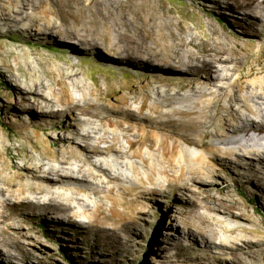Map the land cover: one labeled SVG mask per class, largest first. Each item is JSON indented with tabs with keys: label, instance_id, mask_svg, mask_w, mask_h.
Returning <instances> with one entry per match:
<instances>
[{
	"label": "bare ground",
	"instance_id": "bare-ground-1",
	"mask_svg": "<svg viewBox=\"0 0 264 264\" xmlns=\"http://www.w3.org/2000/svg\"><path fill=\"white\" fill-rule=\"evenodd\" d=\"M35 1L26 0L25 5L17 9L3 11L0 25L6 29L0 34L9 36L16 30L23 22L28 6H36ZM202 3L219 16L221 12H228L220 11L216 2L202 0ZM124 5L120 3L119 7L123 10ZM140 5L144 14L138 16L134 11L131 18L126 17V12L121 14L120 9H111L110 5L106 12L89 10V14L79 15L68 11V14L81 24L84 39L91 36V40L96 42L100 39L101 42V38L110 39V35L116 33L129 42L131 45L123 50L126 54L119 55L114 49L115 45L109 40L102 52L109 57H116L122 65L109 61L108 66L111 70L123 73L130 71L139 77L150 76V80L155 75L159 76L160 81L164 80L171 85L166 86L163 94L159 91L153 94L143 84L134 88L129 95L122 94L117 97V102H110L107 96L99 95V88L94 82L90 84L86 81L88 77L82 66L85 61L82 56L74 48H64L62 44L54 42L45 27L34 25L32 30L38 33L44 30L43 35L38 36L35 42L22 43L27 46V49L20 51L27 56L31 76H35L36 67L41 65L42 59H46L48 65L42 66L41 76L50 75L53 83L48 84L39 76L28 88L16 84V89H24L52 101L57 108L50 110L46 106L41 111L50 110L60 120H68V123L62 128L64 135L58 137L55 147L43 130H34L31 133L35 138L34 142L41 143L42 153L48 154L56 165L46 167L41 164L31 167L24 164L18 166L20 171L16 172L15 180L8 175L0 178V194L4 196L0 200V224L6 225V228L0 227V247L10 248L14 239L15 227L10 222L11 212L7 211L9 205L15 204L14 197H22L17 202L29 211L52 213L66 221L71 216L76 219H81L82 216L85 218L83 222L86 228H101L102 223L110 220L116 222L128 215V211L135 209L133 204L140 209L148 206L146 195L150 193L167 195L178 188L190 189L195 183L214 184L220 178L221 172L229 167L239 169L242 174H264V142L248 143L245 147L249 149L248 154L236 153L232 148L226 147L241 142L242 137H233L237 134L248 137V140L252 139L251 133L258 137L264 135V76L254 80L242 79L239 72L246 60L236 56V48L223 46L221 39L233 38V33L215 24L211 15L194 10L198 19L196 25L198 26L201 17H205L204 23L209 26L210 34L215 35L210 46L206 47V34L193 30L188 20L171 15V7L165 1L143 0ZM242 5L249 6L255 18L264 16V0H246ZM116 34H112L114 38L118 37ZM30 38L34 40L36 37L30 35ZM198 40L202 44V53L207 55L202 59L193 51ZM62 41L67 43L69 38ZM29 44L36 47L42 45L51 52V56L40 51L31 52ZM88 45L84 43L79 48L93 50L90 56L99 57L95 44L91 48ZM235 47L241 48L240 43L236 42ZM15 48L19 50L17 46ZM32 54L36 56L32 57ZM262 56L259 54L257 60ZM69 68L71 72L66 74ZM79 74H83V77H79ZM182 79L185 82L181 83ZM67 81L80 90V97L69 92ZM231 87H237V102H244L246 112L242 113L237 109L235 117L220 121L219 130H213L217 120V106L225 96L226 89ZM241 92H246V95L242 96ZM18 121L20 132L27 129L29 123L43 125V119L33 112H27ZM227 125L231 127L228 130L225 129ZM209 137L219 139L218 143L209 145L206 141ZM180 141L197 148H206L209 155H198L192 159L194 163L189 164L181 154L183 146ZM109 154H114L118 160L135 158L128 164L132 172V177L128 178L133 185L124 186L119 183L123 180L122 172L119 167H113L114 165L105 161ZM96 156L103 157V160L95 162ZM28 179L34 180L29 188L31 193L47 195L46 201L24 195L26 190L23 180ZM65 190H70L71 195L62 197ZM115 192L120 195L119 198L114 195ZM81 193L85 197L79 196ZM89 193L104 194V198L110 199V214L99 217L103 206H92L87 201ZM126 195L132 197L128 200ZM219 202L223 206V212L235 216L233 209L237 202ZM119 204L124 206L122 211L117 208ZM78 206L83 208L81 212L78 209L75 211ZM236 216L242 215L239 213ZM187 227L190 238L187 241L190 246L199 249L194 240L196 233L202 235L208 243L213 242L208 236L212 232L208 234L202 228L189 224ZM7 229L13 230L12 233H7ZM75 229L79 230L77 227ZM164 237L168 247L178 250L187 247L180 234ZM232 242L233 249L243 250L244 246L237 240ZM243 243L247 242L244 240ZM7 251L9 255V249ZM0 258L6 259L5 252L0 251ZM202 258L205 259V256ZM181 259L185 260L182 256Z\"/></svg>",
	"mask_w": 264,
	"mask_h": 264
},
{
	"label": "rangeland",
	"instance_id": "rangeland-1",
	"mask_svg": "<svg viewBox=\"0 0 264 264\" xmlns=\"http://www.w3.org/2000/svg\"><path fill=\"white\" fill-rule=\"evenodd\" d=\"M142 1L36 0V6L32 8L28 6L25 10V18L16 30L9 36L0 34V178L8 175L15 180L16 172L20 171L18 166L24 164L31 167L41 164L46 167L56 165L57 163L51 160L48 154L42 153L41 143L34 142L35 138L31 133L34 130H43L49 142L55 147L58 137L64 135L62 128L68 123V120H60L54 112H49L58 107L52 101L35 96L24 89H16V84L28 88V85L34 83L35 78L39 76L46 83H53L50 75L41 76L42 66L48 65L46 59H42L41 65L34 71L35 76H31L27 56L20 51V49H27L23 42H35L38 36L43 35L44 30H41V33L32 30L34 25L45 27L44 29L49 31V36L54 42L62 44L64 48L72 47L80 57L82 56V60H85L82 66L88 77L86 81L90 84L94 82L99 88V95L107 96L110 102H117V97L122 94L129 95L134 88L143 84H146V88L153 94L156 91L163 94L166 86L171 87L169 82L160 81L159 76L156 75L150 80V76L144 78L130 71L123 73L111 70L108 66L109 61L116 64L119 62L116 57H109L102 52L104 46L111 40L115 45L116 53L120 55L126 54L123 50L131 44L116 33L112 34L118 37L114 38L111 34L110 39L101 38V42L100 39L96 42L91 40V36L84 39L81 24L68 14V11L79 13V15H87L89 10L106 12L110 5L111 9L117 8V11L120 9L121 14L126 12V17L131 18L134 11L138 16L144 14L140 5ZM163 1L171 7V15L188 20L193 30L206 34V40L204 39L206 47L210 46L212 37L215 35L210 34L209 26L204 23L205 17H201L198 26L196 25L198 19L194 10H200L201 13L214 17L215 24L234 35L230 39L221 38L223 46L236 48V56L246 60L239 72L242 79L254 80L256 77L261 79L264 76L262 74L264 71V16L255 18L252 9L242 5V2L246 0H207L219 4L220 11L230 12H221L220 16L204 5L202 0ZM258 1L262 2V0ZM25 2L26 0H0V21L3 11L17 9L25 5ZM120 3L125 4L123 10L119 7ZM0 29L2 33L6 27L0 25ZM30 35L36 38L31 40ZM66 37L69 38L67 43L62 41ZM236 42L240 43L241 48L235 47ZM84 43L89 44V48L94 43L99 57L90 56L93 50L79 48ZM197 43L193 51L202 59L207 55L202 53V44H199V40ZM29 50L40 51L44 55L51 56V52L42 45L36 47L32 44ZM259 54L263 56L257 60ZM34 56L36 54H32V57ZM28 59L31 61V58ZM70 72L71 68L66 70V74ZM79 77L82 78L83 74H79ZM183 82L185 81L182 79L181 83ZM67 88L76 97L82 95L80 90L69 81H67ZM236 88H227L225 96L220 99L213 130H219L220 121L224 122L235 117L237 109H240L242 113L246 112L243 107L244 102H237ZM241 94L245 96L246 92ZM46 106H49L50 110L42 112L41 110ZM27 112H33L42 118L43 125L29 123L27 129L20 132L18 120ZM230 128L227 125L225 129ZM233 137H242L240 143L226 146L236 153H247L249 149L245 147L248 143L264 142L262 138L264 135H260L259 139L254 133H251V140H248V137L244 138L241 134ZM218 140L215 137L206 139L209 145L217 144ZM122 142L127 146L125 140L122 139ZM180 142L183 146L181 154L189 161V164H193L192 159L198 155H209L206 148H197L183 141ZM101 160H103L101 156L94 157L95 162L99 163ZM134 160L135 158L118 160L114 154H109L105 159L114 165L113 167L120 168L123 180L119 183L124 186L133 185L128 178L132 177L128 164ZM252 174H242L239 169L229 167L221 172L220 178L214 184L195 183L190 189L178 188L167 195L147 194L148 206L140 209L138 205L133 204L132 207L135 209L128 211V215L116 222L110 220L102 223L101 228H86L83 222L85 218L82 216L81 219L71 216L66 221L52 213L29 211L17 202V200L20 202L22 197H14L15 204L7 207V211L11 212L10 222L14 223L15 227L14 239L10 248L0 247V251L6 254V259L0 258V264H264V174L255 172ZM186 176H189L187 170ZM23 182L25 196L40 201L48 199L47 195L31 193L29 188L34 183L33 179L23 180ZM115 194L118 198L120 197L118 193L115 192ZM70 195L71 191L65 190L62 197ZM79 196L85 197V194L81 193ZM131 197L126 195L128 200ZM3 198L4 196L0 194V200ZM222 200L237 202L236 208L233 209L235 216H229L223 212V206L219 202ZM87 201L92 206L99 204L103 206L99 211V217L110 214L109 208L112 203L110 199L104 198V194L89 193ZM117 208L122 211L124 206L119 204ZM76 209L81 212L83 208L78 206L75 211ZM239 213L242 216H236ZM187 224L202 228L208 234L212 232L208 236L213 242L208 243L202 235L196 233L194 240L199 245V249L190 246L187 241L190 239ZM3 226L6 228L5 224H0V227ZM76 227L79 230L75 229ZM12 231L7 229V233ZM174 233L182 236V241L187 246L185 249L168 247L164 235ZM236 240L244 246L243 250L232 248V241ZM244 240L246 244L243 243ZM7 249H9V255ZM181 256L185 260H182ZM202 256H205V259Z\"/></svg>",
	"mask_w": 264,
	"mask_h": 264
}]
</instances>
